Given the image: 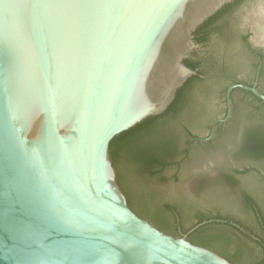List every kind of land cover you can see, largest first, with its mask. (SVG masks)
Here are the masks:
<instances>
[{
    "label": "water",
    "instance_id": "obj_1",
    "mask_svg": "<svg viewBox=\"0 0 264 264\" xmlns=\"http://www.w3.org/2000/svg\"><path fill=\"white\" fill-rule=\"evenodd\" d=\"M232 1L0 0V264H233L209 247L243 264L264 260L261 246L235 228L193 234L209 247L179 235L164 205L182 194L203 212L250 218L236 188L197 182L249 168L241 177L257 186L264 158L239 152L243 120H264V105L241 90L264 103L256 81L230 84L224 105L215 89L223 81L209 78L213 112L225 113L189 156L159 174L130 171L134 190L161 194L151 203L174 235L128 205L109 154L115 136L164 112L197 74L184 63L201 48L194 33ZM231 13L264 47V0H240ZM230 46L247 61L236 75L252 79L245 45ZM258 86L264 92V71ZM190 220L185 214L184 228ZM225 233L227 242L217 237Z\"/></svg>",
    "mask_w": 264,
    "mask_h": 264
},
{
    "label": "trees",
    "instance_id": "obj_2",
    "mask_svg": "<svg viewBox=\"0 0 264 264\" xmlns=\"http://www.w3.org/2000/svg\"><path fill=\"white\" fill-rule=\"evenodd\" d=\"M238 1L234 0L226 4L196 29L195 39L199 43H205V46L212 48V50L202 59H199L194 52L191 58L184 60L187 66L197 69V74L188 78L183 86L177 90L176 96L168 108L161 114L150 116L115 136L109 144V154L117 173V182L126 195L128 205L138 215L173 235L174 233L164 223L166 217L163 215L160 206L151 203L156 196L161 194L155 189L150 190V192L134 190L129 182L130 171L133 168H139L146 170L149 174H159L167 166H178L180 162L178 158L186 157L190 151L191 139L210 128L216 114L210 116L206 103L211 102V94L215 90L214 86L207 81L211 77L223 81L221 87H219L220 83L215 87V89H220L221 95L224 94L229 84L238 82L236 73L232 71L233 67L230 66L233 49L230 44L233 31L229 29L231 22L228 20L230 11ZM230 120L231 118L227 122ZM239 143L241 154L264 158V120L257 117L245 118L239 135ZM248 172L249 168L242 172L231 169L228 172L220 173L218 179L213 178L214 180L203 175L202 179L197 182V188L214 184H227L233 190L236 188L241 195V207L249 211L251 203H255L261 214L262 226L264 227V179H258L257 186H255L251 181L241 177ZM174 176L176 177V173ZM254 192H258L255 194L257 195L255 199L254 196L247 194ZM182 196L180 194L178 198L173 197L164 205L174 214L179 230L182 233H187L192 242L209 246V243L203 239L194 240L193 234L204 233L212 229L228 231V228H233L229 225L232 216L222 215L219 211L215 214L203 212L196 207L194 201L187 200ZM185 214L189 215L191 219L187 228L183 227ZM202 221L205 223L192 229ZM263 229L262 232L264 233ZM243 234L250 238L247 234ZM223 236L217 235L221 241L227 242L229 234L225 233ZM260 240L261 248L264 250V237ZM236 245L238 253H243L245 248L242 241L238 239ZM231 260L233 259L231 258ZM233 261L237 264H243ZM262 261L263 259L257 260L251 264H260Z\"/></svg>",
    "mask_w": 264,
    "mask_h": 264
},
{
    "label": "flooded vegetation",
    "instance_id": "obj_3",
    "mask_svg": "<svg viewBox=\"0 0 264 264\" xmlns=\"http://www.w3.org/2000/svg\"><path fill=\"white\" fill-rule=\"evenodd\" d=\"M231 11H230L229 17H228V20L231 22L230 23L231 25H230L229 29L233 31V34H232L233 37H232V40H231V44L232 43L233 44L240 43V45L241 44L245 45V48L248 51V54L250 55V56H247L248 57L247 59L250 60V63L252 65V69H253V71L251 72L252 73V79L247 80V79L239 77V75H236V79H237L238 82H235V83H241V84H246V85H249V86H253L254 82L256 81V87L258 88L259 91L264 93L260 89V87L258 86L260 75L264 71V47H262L260 45H255V44L252 43V41L250 40V35H251L250 26H249L250 24L248 23V24H245L243 26H242V24H237L236 25V23L234 22V19H233ZM200 44H201V48L196 51V54H197V57L199 59H202L204 56H206L208 53L211 52L212 48H210V47L208 48L207 46H205V43H200ZM232 52H233V49L231 51V54H232ZM231 56H232V62L230 63V66H231V68L233 67L232 71H234V72H235V70H234L235 65H240V64L244 65L247 62V61H245L242 58V56H240L241 58L239 57V55H237L235 58L233 57L234 55H231ZM231 84H233V83H231ZM234 89H237V88H234ZM238 89H240V88H238ZM241 90L246 91L247 93L251 94L254 98H256L260 103H262L264 105V103L261 102V100H259L256 96H254L250 91H247V90H244V89H241ZM225 91H226V89H225ZM232 91H231V95H232ZM224 95H225V92H224L223 95H221L223 97V101H224V105H225ZM231 95H230V100H231ZM206 104H207L206 108H207L208 113L210 114V116L215 114L213 112V107L211 106V102H208ZM231 107H232V101H231ZM224 113H225V110H224ZM232 113H233V107L231 108L230 116H229L228 119H230L232 117ZM223 114H221V115H223ZM221 115H219V116H221ZM219 116L216 114V117H219ZM228 119H226L224 122H226ZM224 122H222V123H224ZM209 129L199 133L195 138L191 139L190 144H189V150H191V146L193 145V143L195 141H200V140H197L196 138L208 133ZM212 137H213V135H212ZM212 137H210L209 139L204 140V141L211 140ZM189 153H190V151H189ZM189 153H188V155L186 157H184V156L179 157L178 160L180 162H182L185 158H187L189 156ZM256 175H257L258 179H261V178L264 179V174L260 173L257 170H256ZM247 194L250 195V196H254V199H255V198H257V195H255V194H258V192H256V193L255 192L254 193H247ZM261 195H262V193H261ZM248 217H250V218L248 219L246 217V219H244V220L237 219L236 217H231L230 220H229V225L231 227L237 229L242 234L243 233L247 234L252 240H254L256 243H258L261 246V240L260 239L262 237H264V233L262 232V229L264 227L262 226V221L263 220H262L261 214H260L258 208L255 206V203H251V208L249 209ZM217 220L219 221V219H217ZM220 221L225 222L227 220H220ZM257 231H259V232H257ZM180 233H182V232L180 231L179 235H180ZM187 238H188V236H187ZM194 243H196V242H194ZM197 244H199V243H197ZM199 245H201V244H199ZM203 246H205V245H203ZM206 247H209V246H206ZM209 248L215 250L216 252H218L221 255H223L224 257H226L231 263L237 264L233 260H231L230 256H228V255H226V254H224V253L220 252L219 250L214 249L212 247H209ZM262 262H264V260Z\"/></svg>",
    "mask_w": 264,
    "mask_h": 264
}]
</instances>
